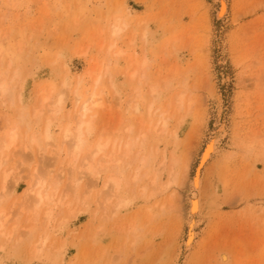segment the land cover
<instances>
[{"label":"rangeland","instance_id":"1","mask_svg":"<svg viewBox=\"0 0 264 264\" xmlns=\"http://www.w3.org/2000/svg\"><path fill=\"white\" fill-rule=\"evenodd\" d=\"M226 1L0 0V163L17 172L0 178V264H264V0ZM98 142L107 168L81 175Z\"/></svg>","mask_w":264,"mask_h":264},{"label":"bare ground","instance_id":"2","mask_svg":"<svg viewBox=\"0 0 264 264\" xmlns=\"http://www.w3.org/2000/svg\"><path fill=\"white\" fill-rule=\"evenodd\" d=\"M220 11L218 12L220 16H224L228 11V5H227V1L226 0H220ZM218 15V16H219ZM121 27L120 26H114V32L115 33H119L121 31ZM135 71L137 70H134L133 71V75L135 76ZM131 74V75H132ZM137 74V73H136ZM132 75V76H133ZM131 76V77H132ZM95 79V78H94ZM98 83L101 81L100 79L97 78ZM112 80V79H111ZM12 80H8V79H2L0 80V98L1 99H8V97L10 98H14V91H13V86L11 85V82ZM113 82V81H112ZM97 83V82H96ZM12 86V87H11ZM156 89V88H155ZM156 92H157V89H156ZM155 92V93H156ZM159 92V91H158ZM154 93V94H155ZM96 94H93L91 95L87 100L83 101L82 103V116H86V114L92 110L93 107H101L102 106V102H101V99H97V97L95 96ZM158 95V94H156ZM48 99L47 97L44 98V100ZM9 100V99H8ZM181 100V99H180ZM22 116V120H24V116L25 115H21ZM161 116V115H160ZM21 121V120H20ZM166 122V120H165ZM166 124V123H165ZM164 124V125H165ZM93 130V126H92V120L91 119H80L79 122L77 123V125L72 128L70 126H68L66 129H65V132H64V137L65 138H69L71 140V142H73V144H71V147H70V153H69V156H70V162H72L74 159H77L78 158V154L79 152L84 148V146L86 145L87 143V138L84 136V133L85 131L87 132H91ZM45 132H46V138L47 139H53V135H52V132H51V127H50V124L47 125L46 129H45ZM16 138H17V132H16V128L14 127L11 131H10V134L8 135L6 141H4L2 144H4L3 148L4 149H10L11 147H14L16 145ZM32 140L34 142H36L37 144L41 145V139L39 136H35L32 138ZM108 142H98L97 145H96V149L95 151L92 152V154L86 156L83 158V162L82 164L80 165V169H81V172L80 174L81 175H84V173H90V174H95V175H98V173L104 168L106 169V164L108 162H103L104 160V157L101 158V160L99 161V164H100V168H97L96 165H93L94 163V159L96 157H98L99 155H101L102 152H104L106 150V148L108 147ZM126 146H129V148H131L130 146H132V143L129 142L128 144H125ZM207 147L205 148V151L204 153L202 154V158H201V162L199 163V167L196 171V174H195V177L193 178V182H192V185L195 189L199 190L200 188V185H201V174H202V169L203 167L205 166V164L208 162V160L211 158L213 152L215 151L216 149V142L214 139H211V141L208 143V145H206ZM2 148V150H3ZM130 153V149H128L127 151V155ZM113 154H109L108 157H112ZM145 162L147 159H143ZM77 161V160H76ZM1 162V161H0ZM111 162L113 163V160H111ZM115 162V161H114ZM75 163V162H74ZM74 163H72L71 165L74 166ZM5 164V163H4ZM2 165L0 163V178L3 179L2 182H4V187L6 186V183H7V180H9V177H13L14 175L17 176V172H16V168H13V169H10V170H3L2 169ZM69 165V166H71ZM71 166V167H72ZM114 167H116L117 165H113ZM5 169V168H4ZM174 172V171H173ZM64 169H62V175L64 174ZM175 174V173H174ZM61 175V174H60ZM114 176H109V181H106L107 183L105 184V187H109L112 189V187H110L111 185L112 186H119L120 185V177L113 174ZM15 176V177H16ZM70 177V175H69ZM80 178H82V176H79ZM77 177V179L79 178ZM174 177V176H173ZM61 178V177H60ZM79 178V179H80ZM136 177H134V180H135ZM172 178V177H171ZM32 179H34L35 181H38V184L39 185H44L43 183H40L39 180L40 178L37 179V176L35 175V172L32 173ZM56 179V178H55ZM58 179V177H57ZM78 179V180H79ZM137 179V178H136ZM175 179V178H174ZM173 179V180H174ZM59 180V179H58ZM171 182L169 181L168 183H172V179H170ZM34 181V182H35ZM55 182V181H54ZM57 182V181H56ZM176 182V181H175ZM31 183V182H30ZM37 183V182H36ZM174 183V182H173ZM35 184V183H34ZM36 184V185H38ZM31 186V185H30ZM170 186V185H169ZM36 186H32L30 189L29 192L31 193H35V196L37 198V203L38 204H46V201L50 198V196L46 197L42 191V189L38 188V189H35ZM28 189V190H29ZM27 190V192H28ZM109 191V190H108ZM29 194V193H28ZM47 198V200H46ZM53 198V197H52ZM51 198V199H52ZM121 200V199H120ZM122 201V200H121ZM121 203V202H120ZM126 203V202H123V204ZM122 205V203H121ZM200 211V200L197 196H194L192 197L191 199V206H190V216H191V221H190V228H191V232L193 230V228L195 227L194 224H195V218H196V215L199 213ZM49 214V213H47ZM51 215V214H50ZM9 219V218H8ZM7 221V219H6ZM1 222V221H0ZM5 222V221H4ZM4 226L1 222V225H0V228ZM190 232V233H191ZM194 232V231H193ZM191 233L189 235V240L187 242V245H190L193 238H194V233ZM47 241V240H46ZM45 242V241H44ZM186 245V246H187ZM188 247V246H187Z\"/></svg>","mask_w":264,"mask_h":264}]
</instances>
